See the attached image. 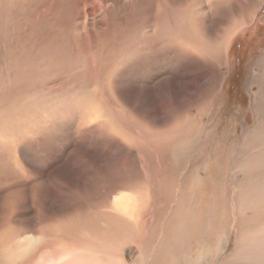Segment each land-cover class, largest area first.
I'll return each mask as SVG.
<instances>
[{"label":"rangeland","instance_id":"374dc122","mask_svg":"<svg viewBox=\"0 0 264 264\" xmlns=\"http://www.w3.org/2000/svg\"><path fill=\"white\" fill-rule=\"evenodd\" d=\"M163 2L164 0H133L128 5L129 11H123V3L121 5L118 3H108V10L99 8L91 15L87 13V9L89 5L92 4V0H0V129L3 132H8L6 134L4 132L2 135H0V150H4L8 153L5 158L0 155V158H4V161L1 164H6L5 159H8L9 162H15V164L16 162H20L19 157L22 159L21 155L24 152V157L29 161H32L31 166L34 162H36L38 168L40 167L42 175L44 176L43 178L48 176L50 184L53 180L61 184L60 194H62L60 198L55 200L56 205L60 206L63 202H67L70 196L78 198L85 193L86 195H99L103 193L105 191L103 186L107 184L108 181L106 178L102 177V174H104L106 170L109 172L114 170V166L117 164L113 161L114 156L123 155L122 152H120V148L123 147V145L118 144L117 149L113 152L109 150H114L110 146L111 139L108 138L109 142H106L108 140L105 142L100 141L105 135H100L95 131L98 126V123H96L97 121H92L88 124L83 123L85 122L83 121V118L87 116L88 112L99 111V109L95 106V102L106 101L110 108H117L115 88L116 82L112 76H109V74H113L114 78L120 76L119 82H121V80L124 82L125 76L129 75L130 77L135 78V80L138 82L140 90L146 91L150 85L157 87L159 83L161 84L164 78L172 70L171 67L175 62L174 60L179 55L178 50L181 49L182 44H180V46L179 44H175L173 42L164 41V44H167L168 47L170 46L168 48L164 44V46H161L157 43L155 44L154 41L151 42L152 39H148L147 36L158 29L155 26V24L158 22L153 21L150 22L149 25L144 24V21L147 19L148 15L152 14L156 9H158L159 6V9L163 7ZM164 7L167 8L166 6ZM36 15L37 18L35 17ZM99 18L101 20H99ZM253 19L254 20L252 23H249L246 26L244 33H240L235 36L228 47V68L225 73L221 89L215 93L212 104L209 106V108H206V110L197 117L198 125L200 126L198 127V130L200 133L196 129L198 132H196V142H194L195 140H193V138L190 139V141L179 140L176 144V149L172 147L173 145L169 147V151H171L173 155V162L172 167L167 169V173L170 174L172 177L171 180L174 181H171V184H175L172 191H177L178 193L179 190H183V188L186 190L194 189L192 191L194 192L193 198L195 197L196 199L195 202L198 203L197 199L199 198L202 200L203 198V202H200V205L197 204V207L192 208V210L187 206H183V208L185 207L184 212H195L197 215L191 214L193 218L191 217V219L188 221V232H184L181 235V242L178 240V244H181V250H183L181 252L182 257L179 259L180 264H248L246 262L248 259L244 258L245 256H242L243 258L240 257V259L233 258L236 248L235 242L240 239L237 234L242 231H248L251 234L253 231L260 228V223L264 221V206H259L260 204H257L256 201L253 202L254 207L249 209H240L236 207L235 197L239 190H243V188H246V186L240 182L242 181L241 172H237L233 169L234 162L237 160L240 148H245L244 145L246 138L250 133L248 129L252 130L257 124L255 118L256 116L251 107V101L253 92L256 89L261 88V84H258V82H260L259 76L255 77V75L258 73L260 68H262L264 62V0H262ZM33 21L35 22L33 23ZM96 25L100 26L97 27ZM146 26L151 31L143 32L142 29ZM92 28L93 30L90 31L89 29ZM134 33L137 34L136 38H134ZM103 34L105 35L102 36ZM126 39H128V41ZM138 39L142 41L134 43ZM2 44L6 49L4 47L2 48ZM139 46L143 47V49L140 51L137 50ZM130 47H136V49L130 51ZM174 48L177 49L174 50ZM8 49H11V52ZM127 50H129V52H126ZM13 54L14 56H12ZM10 58L12 62L10 61ZM256 63L258 64L256 65ZM123 64L124 66H122ZM239 67H243V74L242 76L238 77L237 72H239ZM111 68L114 70H111ZM14 69L15 71L18 70L19 72L17 71L18 73H15ZM85 69L90 70L86 71ZM83 70L85 73L82 72ZM75 75L77 79L79 78V82L76 79L77 83L74 81ZM80 77L84 78L81 80ZM234 77L241 80L238 85L236 82H234ZM92 80L95 81L96 84ZM101 80L103 82H101ZM168 80L172 83V79ZM201 80H198V82ZM71 81H73L72 84H70ZM183 81L184 80H179V82L182 83L177 87H181L174 89L171 92H178L179 94L180 92H185L187 89V79L184 82ZM173 83H176V81H173ZM99 87L101 89H99ZM82 92L84 94H82ZM90 93H94V96L90 98L91 100L89 99ZM143 94L146 95L145 93ZM82 96H84L83 101ZM182 96L187 99L186 95ZM8 98L10 101V107H8L6 104ZM75 101H78L80 104L78 105V103ZM91 101H93L95 104ZM156 102L157 100H151L148 104H139V106L140 108L142 107L141 110L143 113L146 112V115L152 116L153 114H156L159 116L161 115L162 117L163 113L161 114L160 112L162 110L160 107H157V104H155ZM149 104H151V106ZM83 107L88 109L85 110ZM146 108L150 109V111ZM83 110L85 111V116L81 117L84 113ZM122 111L124 112V116L126 115L129 117L130 114L128 111L123 108ZM190 114V117L195 115L196 110L191 111ZM153 118L157 120L153 121L152 123H158L159 119L157 117ZM132 119L134 120V118L131 116L130 120ZM9 120H11V123H9ZM22 120L26 121L23 122L24 127L27 125V129L25 128L26 132L23 131L24 128L21 126ZM18 122L20 127L18 129V134H22V132L25 133V136L20 140H17V134H15L13 130L15 127L13 124L16 123L17 125ZM150 123L151 122L148 121L139 122L138 129L140 132L142 131L143 134H141L138 129V131H136L137 137L141 139V141L138 139L137 143L143 150L141 152L143 157L145 155L147 156V152L144 150L148 151V148L152 151L153 149L157 148L164 153V145L160 144L159 141L153 140L149 132H147L148 125L153 128ZM101 125L109 127L103 123H101ZM86 130L96 133V138L90 134L83 133ZM32 137L33 140L31 141ZM143 137L148 138L149 140H146ZM112 138L115 139V137ZM129 139L133 144L130 147L132 151L130 153L131 156L129 157H133L136 149L134 146L135 142L131 138ZM191 140L193 141L191 142ZM29 141L30 143H28ZM180 143L185 144L186 146H181ZM192 143H194V146ZM251 144H255V142ZM257 148L258 144L256 143L253 146V150L246 152L243 158H249L251 155L254 157L255 155L252 153V151H255ZM10 151H12V153H10ZM72 151L74 164H70L68 167L64 168L63 165L67 159V156ZM16 153L18 156H16ZM108 154L109 156H112V158L109 157ZM175 154L177 156H175ZM177 159L181 160V162ZM95 160H99L101 163H97ZM103 160L105 162L104 164H102ZM76 162H78V164ZM179 162L181 164H179ZM173 165H175L174 168ZM198 166L201 168H198ZM219 168L223 169L222 173L220 172ZM40 170L37 169L36 172L38 173ZM74 170L77 171L76 175L74 172V182L76 184L71 183L73 181L71 176H73ZM214 171L218 172L217 177H212L215 174ZM262 172L263 170L259 168L253 174L254 176L260 177L263 174ZM10 173L13 176L11 179H18L17 175H25L23 172H21L17 164ZM28 174H30V172H28ZM32 176H35L37 179L39 178L36 173L32 174ZM52 178H55L56 180H52ZM31 180L29 178L26 183L31 182ZM215 180L217 181L215 183L216 185L214 186L215 188H210L211 183L215 182ZM106 181L107 183H105ZM238 183L242 184L238 187ZM198 187L202 188L199 189V193H196ZM42 191L43 189L39 188L36 191V195L35 192L32 193V197L36 198V201L34 200V204L37 209L38 206L41 207V204L44 205V200H42ZM68 192L71 193L70 196ZM211 193H213L214 199L217 197L215 200H211ZM27 194L28 193L26 191H20L19 194H17L15 197L13 196L11 199V209L8 211V219L10 225H12V231H10L11 233L13 232L14 235H17L18 233L21 234L24 231L28 232L31 228H26L24 226L25 222H21L22 226L21 224L20 226L18 224H13L16 220L24 219L23 216L19 215H22L26 212L28 213V208L26 205ZM204 195L209 199L206 197L205 199ZM46 201H48V198H46ZM156 202H158L159 207L155 211L161 216V218H157L158 221H155V225L153 224L152 227L149 225V230L151 229L150 235L136 238L140 240V243L144 247L142 251V254L144 253L145 256L144 261H140V253L136 252L133 244L134 241H128L125 242L126 245L122 250V257L126 264H134L135 262V264H164L161 260L163 256L160 252H158L159 254L157 253L158 249L160 248V243L157 241L161 242L162 239L164 241L163 244L166 246L167 244H170L173 250V246L176 241H174V237H171V233L176 231L173 227L175 224V218L172 217V213L176 210V203L173 201L171 196L170 201L163 200L161 197ZM5 207L6 201L0 195V217L2 216L1 211ZM198 208H200L202 212ZM40 212L43 213L42 208L40 209ZM203 212L206 216L203 214ZM209 214L212 217H210ZM144 215L147 217V212H144ZM31 217L33 216L30 215V218H28L31 219ZM185 217L186 216H184V218ZM28 218L27 220H29ZM32 219L31 222H34ZM204 219L205 222H202ZM199 221L201 222L200 224ZM209 222L211 223L209 224ZM169 223H171V225H169ZM198 226L201 228L200 238L195 237V233L192 232V230L198 229ZM24 227L28 230H26ZM168 227L169 229L167 230ZM171 227H173L174 230ZM143 229L145 230L148 228L145 226ZM16 231L18 232L16 233ZM34 231L36 232V230ZM191 232L193 234L190 238ZM45 235H47V233H45ZM145 238L148 239L146 240ZM82 239H84L83 234ZM250 243V238H246L244 241L246 252L250 251L248 247ZM85 245L86 244L84 243L83 246ZM154 254H156V256ZM168 256L169 255L167 254V260L170 258ZM150 257H152V259ZM155 257L158 259H155ZM82 259L85 260L89 258L83 257ZM232 259L233 261H231ZM169 264H173V262Z\"/></svg>","mask_w":264,"mask_h":264},{"label":"bare ground","instance_id":"6f19581e","mask_svg":"<svg viewBox=\"0 0 264 264\" xmlns=\"http://www.w3.org/2000/svg\"><path fill=\"white\" fill-rule=\"evenodd\" d=\"M131 1H133V0H92V4L89 5V7L87 9V13L92 15L99 8H103L104 10H108V6H107L108 3H114V4L118 3L120 5L123 3V11H129L128 5L130 4ZM255 1L256 0H164L163 7L161 6L162 8L159 9V7H160L159 6L158 7L159 10L156 9L152 14L148 15L147 19L144 21V24L149 25L150 22H153V21L158 22L157 24H155V26L158 29L155 32H152L147 36L148 39H152L151 42L154 41L155 44L157 43L158 45L162 46L165 43L164 41H168V42H173V43L179 44V45L182 44V46L180 45L181 49L178 50L179 55L174 60L175 62L173 64V66L171 67L172 70L164 78V80L161 82V84L160 83L158 84L157 87L150 85V86H148V89L146 91L140 90V88L138 86V82L135 80V78H132L128 75V76H125L124 82H122L123 80H121V82H119L120 76H117L116 78H114L113 74H109V76H112L114 81L116 82L115 88H116L117 108L116 109L110 108L108 106L107 102L104 101V102H95L96 103L95 106L99 109V111L88 112L86 117H84L85 111L83 110L84 113L81 116V117H84L83 121H85V122H83V123L88 124V123H91L92 121L93 122L97 121L96 123H98V126H97V129L95 131L100 135H105L103 138H101L100 141L105 142L106 140H108V138L111 139L110 146L114 150L109 149L110 151L114 152L117 149L118 144L123 145V147L120 148L121 149L120 152H122L123 155L113 157L114 158L113 161L115 163H117L114 166V170H112V172H109L108 170H106L104 172V174H102V177L106 178L108 181V183H107V181L105 182L107 184L104 183L105 185L103 187L105 188L104 189L105 191L103 193H101L99 195H86V193H85L84 195H81L78 198H76L74 196H70L71 193L68 192L69 196H70L69 200L67 202H63L60 206L56 205L55 200L60 198L62 193L60 194L61 184L55 182L53 180L55 178H52L53 181L51 180L52 182L50 184L49 183V177L45 176V178H43L44 176L42 175L40 167L38 168V165H36V162H34L33 165L31 166L32 161H29L28 159H26L24 157L25 153L23 152V154L21 155L22 159L19 157L20 162H16V164L19 167V169L21 170V172H23L25 175H23V176L17 175L18 179L17 178L11 179V177H13V176L11 175L10 172L15 168L16 164H15V162H9L8 159H5L6 164H4V165L1 164L4 161V158L8 153L5 152L4 150H0V155L4 157V158H0V167H2V168H0V185H1L0 195L6 201V207L2 209V211H1L2 216L0 217V264H126L123 257H122V250L124 249V247L126 245L125 242H128V241H131V242L134 241L133 244H134L135 250H136V252L140 253L139 254L140 255V261L142 262V261H144V257H145L144 253L142 254L144 247L140 243V240H138L136 238L141 237V236L146 237V236L151 234L150 233L151 229L149 230V225H150V227H152L153 224L155 225L154 222L158 221L157 218L158 219L161 218V216L158 215V213L155 211L159 207V204L156 201H158V199L161 197L163 200H169L170 201V196L173 198V201L176 203V205H175L176 210L172 213V217L175 218V220H174L175 224L173 225V227L175 228L176 232L171 233V237H174L173 239L176 242H175V244L173 246V250H172V246L170 244H167V246L164 245L163 244L164 241L161 238L162 239L161 242L157 241L158 243H160V248L159 249L157 248L158 249L157 253L160 252L161 255L163 256L164 259L161 258V260L164 264H169L172 262H173V264L179 263V259H180V257H182L181 252L183 250H181V246H180L181 244H178V240H179V242H181V235L184 232H188V230H187L189 227L188 221L192 217L191 214L197 215V213H195V212H188V213L184 212L185 207L183 208V206H187L188 208H190L192 210V208L197 207V204L200 205V202H203L202 201L203 198L201 200L197 196L198 203L195 202L196 199H195V197L193 198L194 192L192 191L194 189H187L186 190L183 188V190H179L178 193H177V191H175V192L172 191L173 186L175 184H173V185L171 184V181H172L171 178L172 177L170 176V174L167 173V169L169 167L170 168L172 167V162H173V155H172V152L169 151V147L173 145L172 147H174V149H176V144L179 140L190 141V139H192V138H193V140H195L196 132L197 131L199 132L198 127H200L198 125L197 117L200 114H202L206 110V108L207 109L209 108V106L212 104V100H213L215 93H217L221 89L222 82L224 80V76H225V73H226L227 68H228V58H227L228 47L230 46L233 38L240 33H244V31L246 30V26L249 23H252V21L254 20L253 18L256 15L257 10H258L262 0H257L256 2ZM164 6H166L167 8H165ZM46 7H47V5H46ZM50 8H52V7H50ZM59 8H60V6H59ZM35 12H37V11H35ZM48 16H50V15H48ZM5 17H6V15H5ZM35 17L37 18V15ZM99 20H101V19L99 18ZM8 21H10V20H8ZM34 22L35 21H33V23ZM94 24H96V23H94ZM1 25H3V24H1ZM123 25H124V23H123ZM90 26H91V24H90ZM99 26L100 25H98L97 27H99ZM13 29H15V28H13ZM89 30L91 31V30H93V28L89 29ZM142 31L143 32H149L151 30H149V28L146 26V27H143ZM85 33H86V31H85ZM104 35L105 34H103L102 36H104ZM133 35H134V38L137 37L136 33H134ZM13 36H15V35H13ZM126 40L128 41V39H126ZM138 41L141 42L142 40L138 39L134 43H136ZM110 43H109V45H110ZM114 43H116V42H114ZM6 45H7V43H6ZM111 45H112V43H111ZM164 45H166V47H168L167 44H164ZM171 45H172V43H171ZM3 47H4V45L2 46V48ZM10 47H8V48H10ZM55 47H56V45H55ZM105 48H107V47H105ZM163 48H165V47H163ZM177 48H178V45H177ZM177 48H174V50H176ZM86 49H87V47H86ZM133 49H136V47H130L129 48L130 51ZM142 49H143L142 46H139L137 48V50H139V51ZM129 50H127L126 52H129ZM112 51H114V50H112ZM119 51L122 52L121 50H119ZM9 54H7V55H9ZM123 54H124V52H123ZM12 56H14V54ZM10 57H11V55H10ZM260 57H261V55H260ZM26 59H28V58H26ZM10 61H11V58H10ZM85 62H86V60H85ZM257 62H259V61H257ZM135 63H136V61H135ZM257 64L258 63H256V65ZM122 66H124V64ZM18 68H19V66H18ZM80 68H81V66H80ZM124 68H123V70H124ZM5 69H6V67H5ZM108 69H110V68H108ZM85 70L87 71L90 69H85ZM111 70H114V69L111 68ZM14 71H15V69H14ZM17 71H15V73ZM115 71H116V69H115ZM82 72H84V70ZM6 73H7V71H6ZM76 75H75V78L73 77L75 80L74 79L73 80L77 83V80L79 78L77 79ZM159 76H161V75H159ZM256 76H259L260 82H258V84H261V88L256 89L253 92L251 107H252V110L256 116L255 118H256L257 124L255 125V127L252 130L248 129V131H250V133L248 134V136L246 138V142L244 145L245 148L244 149L240 148L237 160H236V162H234V168H233L235 171L241 172L242 181H240V182H242L243 185L246 186V188H243V190H239V192L237 193V195L235 197L236 207H238L240 209H244V208L249 209V208L254 207L253 202H255V201L257 202V204H260L259 206H264V62H263L262 68H260V70L255 75V77ZM5 77H6V75H5ZM83 78L84 77H82L81 80ZM168 79H172V83ZM186 79H187V89L185 92H183L184 94L181 92H180V94L178 92H176V93L171 92L172 90L178 89L181 87V86L177 87L178 85H180L182 83V82H179V80L185 81ZM198 80H201V81L198 82ZM173 81H176V83H173ZM14 82H16V81H14ZM72 82L73 81H71L70 84H72ZM75 82H74V84H75ZM78 82H79V80H78ZM93 82H95V81H93ZM101 82H103V81L101 80ZM95 84H96V82H95ZM102 84H104V83H102ZM82 85H84V84H82ZM92 85H94V84H92ZM92 85H91V87H92ZM94 86H96V85H94ZM99 89H101V88L99 87ZM103 90H104V88H103ZM4 91H6V90H4ZM100 91H102V90H100ZM103 93H104V91H103ZM143 93H145L147 96L144 95ZM82 94H84V93L82 92ZM182 95H186L187 99H185ZM93 96H94V93H90L89 99ZM83 97L84 96H82V101H83ZM80 98H81V96H80ZM86 99L89 100L88 98H86ZM94 100H95V98H94ZM151 100H153V101L157 100V102L155 104H157V107L161 108L162 111H160L159 108L158 109L161 112V114L163 113L162 117H161V115L159 116L156 114L149 116V115L145 114L146 112L143 113V111L141 110L142 107L140 108L139 104L145 105V104H148ZM34 101H36V100H34ZM20 102H22V101H20ZM75 102L78 103V101H75ZM84 102H86V101H84ZM91 102H93V101H91ZM6 104L8 105V107H10L9 98H8V101ZM79 104L80 103H78V105ZM149 105L151 106V104H149ZM198 106H199V108H198ZM81 108H82V106H81ZM83 108H85V107H83ZM122 108L129 112V114H130L129 117H127L126 115L124 116V114H123L124 112L122 111ZM87 109L85 108V110H87ZM103 109H105V110H103ZM106 109H107V111H106ZM147 110L150 111V109H147ZM195 110H196V114L190 117V115H191L190 112L195 111ZM131 116L134 118V120L133 119L130 120ZM153 117H157L159 119L158 123H152L153 121L157 120V119H154ZM142 121L151 122L150 124L153 126V128H151V126L148 125L147 126V132H149V134L153 140L159 141L160 144L164 145V147H163L164 153L162 151H160V149H157L154 147L155 149H153V151L149 148H148V151L144 150L145 152H147L146 153L147 156L146 155L144 157L142 156L141 152L143 150H142L141 146L137 143L138 139H140V138H138L137 134H136V131L139 130L138 124H139V122H142ZM23 122H26V121L22 120V122H21V126L24 128V129L23 128L22 129L24 132H26L27 125L24 127ZM9 123H11V120H9ZM101 123L108 125L109 127H105V126L101 125ZM14 125H15V127L13 130H14L15 134H17V140H20L22 137L25 136L24 135L25 133L22 132V134H18V129L20 128L19 122L17 123V125H16V123H14L13 126ZM82 125H84V124H82ZM84 129H87V128H84ZM196 129H197V131H196ZM248 131H246V132H248ZM4 132L0 129V135H2ZM139 132H140V130H139ZM6 133H8V132H5V134ZM83 133L90 134L94 137L96 135V133H93L89 130H86ZM140 133L143 134L142 131ZM112 137H115V139ZM129 138H131L135 142L134 146L136 147V149H135V154L133 157H129V156H131L130 153L132 151L130 149V147L133 145ZM26 139H27V137H26ZM144 139L149 140L148 138H144ZM24 140H25V138H24ZM32 140H33V137L31 139V141ZM193 140H191V142ZM140 141H141V139H140ZM89 142H91V141H89ZM106 142H109V140ZM194 142H196V140ZM254 142H255V144L256 143L258 144V148L255 151H252V153H254L255 156L252 157V155H251V157L244 159L243 158L244 154L246 152H248L249 150H253V146L255 144H251V143H254ZM13 143H14V141H13ZM28 143H30V141ZM87 144H88V142H87ZM192 144L194 146V143H192ZM183 145H185V144H181V146H183ZM190 146H192V145H190ZM10 153H12V151H10ZM158 153H160V154H158ZM156 154H158V155H156ZM177 154H178V152H177ZM16 156H18L17 153H16ZM108 156H109V154H108ZM175 156H177V155L175 154ZM109 157L112 158V156H109ZM95 161L97 163H101V161H99V160H95ZM178 161L181 162V160H178ZM102 162H103L102 164L105 163L104 160ZM175 162H176V160H175ZM180 162H179V164H181ZM76 163L78 164V162H76ZM70 164H74V162H73V151L67 156V159H66L63 167L66 168ZM177 165H178V163H177ZM174 167H175V165H173V168ZM82 168H84V167H82ZM109 168H110V166H109ZM198 168H201V167L198 166ZM259 168H261V170H263V172H262L263 174L260 176L261 179H260V177L254 176V174H253ZM37 169L40 170V171H38V173L36 172ZM67 169H69V168H67ZM219 169H220V172L222 173L223 169L222 168H219ZM81 170H83V169H81ZM156 170H157V172H156ZM2 171H4V172H2ZM28 172H30L31 175L28 174ZM74 172H75V175L77 174V171L74 170L73 176H71V179L73 180V181L71 180L72 184H76L74 182V176H75ZM91 172H94V171H91ZM214 172H215V174L212 177H214V176L217 177L218 172L217 171H214ZM34 173H36V175L39 177L38 179L35 176L34 177L32 176V174H34ZM83 176H85V175H83ZM29 178H30V180L31 179H34V180H31V182L26 183ZM186 178H188V177H186ZM232 178H233V176H232ZM23 181H24V183H23ZM186 181H187V179H186ZM172 182H174V181H172ZM216 182H217L216 180H215V182H212L210 188H215L214 186L216 185L215 184ZM183 183H185V182H183ZM194 183H196V182H194ZM242 183H238L237 186L239 187ZM97 185H98V183H97ZM39 188L43 189L42 200H44V205L41 204V207L38 206V209H37L35 207V204H34V200L36 201V198L34 197L35 198L34 199L32 197V193L35 192V195H36V191ZM201 188L198 187V189L196 190V193L197 192L199 193V189H201ZM20 191H24V192L26 191L29 194V196L27 194V204H26L27 208H28V213L26 212L22 215H19V216H23L24 219L23 220H16L13 224H18L19 226L21 224V226H22L21 222H25L24 226L26 228L31 227L29 229V231L34 232V233H31L29 231L28 232L24 231L25 232L24 233L22 231L23 233H21V234L18 233L17 235H14L13 232L11 233L12 225H10V223H9L8 211L11 209L12 197L13 196L15 197L17 194L20 193ZM202 192L205 193L204 191H202ZM170 193H171V195H170ZM211 194H212V198H211V200H212V199H214V195H213V193H211ZM195 195H198V194H195ZM205 195H204V198L206 197ZM199 197H201V196H199ZM46 198H48V201H46ZM206 198H208V197H206ZM258 199L260 202L258 201ZM218 200H217V202H218ZM162 203H163V201H162ZM257 204H256V206H257ZM210 205H211V203H210ZM169 206H170V204H169ZM208 206H206V207H208ZM212 207H213V205H212ZM41 208L43 210V213L40 212ZM188 208H187V210H188ZM162 209H164V208H162ZM198 209H200V208H198ZM195 211H196V209H195ZM200 211H201V209H200ZM144 212H147V215H148L147 217L144 215ZM184 213H185V215H184ZM203 214L205 215L204 212H203ZM30 215L33 216V217H31V219L33 218L32 220H34V222H31V219H29ZM184 216H186V217L184 218ZM209 216H210V214H209ZM255 216H257V215H255ZM168 217H170V216H168ZM210 217H212V216H210ZM249 217H250V215H249ZM27 218L29 220H27ZM207 220H206V222H207ZM163 222H164V220H163ZM202 222H205V219ZM211 222H209V224ZM246 222H248V221H246ZM200 223L201 222L199 221V224ZM209 224H208V227H209ZM260 224H261L260 228L253 231L251 234L248 231H242L239 234H237L240 239H238V241L235 242L236 248L234 251L235 253H234L233 258L240 259V257L243 258L242 256H245L244 258L248 259V261L246 260V262L248 264H264V221H262ZM169 225H171V223H169ZM222 225H224V224H222ZM145 226H147L148 229L144 230L143 228H145ZM173 227H171V228L173 229ZM168 229H169V227L167 228V230ZM26 230H28V229H26ZM34 230H36V232ZM200 231H201V228H199V226H198V229L192 230V232L195 233L194 236L197 238H200ZM17 232L18 231H16V233ZM192 232L190 233V238L192 237V234H193ZM45 233H47V235H45ZM152 233H153V231H152ZM82 234L84 236V239H82ZM148 238H150V237H148ZM148 238H145V239L147 240ZM246 238H250V242H251L250 245L248 246L250 249L249 252H246V250H245L244 241L246 240ZM135 239H136V242H135ZM166 239H168V238H166ZM214 240H216V239H214ZM79 243H80V245H79ZM84 243L86 244L85 246H83ZM154 246H156V245H154ZM234 247H235V245H234ZM167 254L169 255L168 257H170L168 260L166 257ZM154 255L156 256V254H154ZM172 255H173V258H172ZM83 257H88L89 259L84 260V259H82ZM150 258L152 259V257H150ZM155 259H158V258L155 257ZM177 259H178V261H177ZM183 260H184V258H183ZM183 260H182V263H183ZM231 261H233V259ZM159 263H161V262H159Z\"/></svg>","mask_w":264,"mask_h":264},{"label":"trees","instance_id":"16d2710c","mask_svg":"<svg viewBox=\"0 0 264 264\" xmlns=\"http://www.w3.org/2000/svg\"><path fill=\"white\" fill-rule=\"evenodd\" d=\"M238 73V77L239 76H242V74H243V67H239V72H237ZM240 79L238 78H236V77H234V82H236L237 83V85L240 83Z\"/></svg>","mask_w":264,"mask_h":264}]
</instances>
